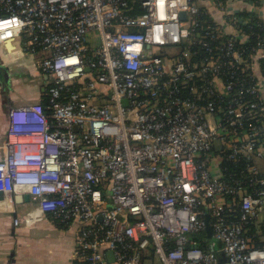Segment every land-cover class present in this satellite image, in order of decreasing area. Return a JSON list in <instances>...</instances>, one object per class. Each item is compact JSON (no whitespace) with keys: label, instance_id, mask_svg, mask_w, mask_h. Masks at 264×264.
<instances>
[{"label":"built area","instance_id":"2783aa9c","mask_svg":"<svg viewBox=\"0 0 264 264\" xmlns=\"http://www.w3.org/2000/svg\"><path fill=\"white\" fill-rule=\"evenodd\" d=\"M212 2L0 0L50 77L10 109L0 195L77 224L80 264H264V40Z\"/></svg>","mask_w":264,"mask_h":264},{"label":"crops","instance_id":"0c3cea01","mask_svg":"<svg viewBox=\"0 0 264 264\" xmlns=\"http://www.w3.org/2000/svg\"><path fill=\"white\" fill-rule=\"evenodd\" d=\"M200 3L215 13L212 0ZM233 4L235 10L253 11L264 21V0H235ZM36 62L19 40L0 41V159L10 109L44 99L50 77L41 72ZM256 72L258 78L264 79L259 66ZM16 220H20L18 224ZM78 235L77 224L65 225L41 213L25 187H17L12 195H0V264H80ZM219 260L226 264L224 254L219 253Z\"/></svg>","mask_w":264,"mask_h":264},{"label":"trees","instance_id":"16d2710c","mask_svg":"<svg viewBox=\"0 0 264 264\" xmlns=\"http://www.w3.org/2000/svg\"><path fill=\"white\" fill-rule=\"evenodd\" d=\"M257 2V0H255ZM239 16H242L244 18L250 17L254 21V24L252 27L246 25L244 26L246 29V33L250 34V45L257 48L259 43L264 40V21L258 16L255 12L250 10H237L236 11ZM262 71H264V59L261 60L260 67ZM46 93V92H45ZM44 104H48V97L45 94L43 99ZM231 168L233 165H229Z\"/></svg>","mask_w":264,"mask_h":264},{"label":"rangeland","instance_id":"374dc122","mask_svg":"<svg viewBox=\"0 0 264 264\" xmlns=\"http://www.w3.org/2000/svg\"><path fill=\"white\" fill-rule=\"evenodd\" d=\"M92 39L95 42L96 41H100V35H99V33H97V32L93 33ZM162 51L165 52V53H167V54H174V53H176L178 51V49L177 48H174V47H167V48H164L162 50H158V52H162Z\"/></svg>","mask_w":264,"mask_h":264},{"label":"water","instance_id":"95a60500","mask_svg":"<svg viewBox=\"0 0 264 264\" xmlns=\"http://www.w3.org/2000/svg\"><path fill=\"white\" fill-rule=\"evenodd\" d=\"M182 16H183V18L185 17V12H183L182 13ZM209 232H210V234H211V227L209 226ZM109 256L111 257V259H112V252H109Z\"/></svg>","mask_w":264,"mask_h":264}]
</instances>
